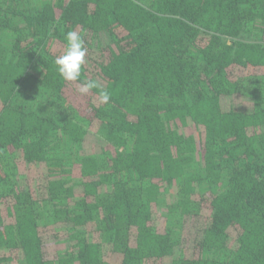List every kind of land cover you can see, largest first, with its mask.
I'll list each match as a JSON object with an SVG mask.
<instances>
[{
  "label": "trees",
  "instance_id": "trees-1",
  "mask_svg": "<svg viewBox=\"0 0 264 264\" xmlns=\"http://www.w3.org/2000/svg\"><path fill=\"white\" fill-rule=\"evenodd\" d=\"M0 264H264V0H0Z\"/></svg>",
  "mask_w": 264,
  "mask_h": 264
},
{
  "label": "clouds",
  "instance_id": "clouds-1",
  "mask_svg": "<svg viewBox=\"0 0 264 264\" xmlns=\"http://www.w3.org/2000/svg\"><path fill=\"white\" fill-rule=\"evenodd\" d=\"M66 49L56 57L54 63L57 66V71L63 80L68 82H76L80 80L82 67L85 63L87 49L84 47V38L82 33L75 30H69L65 34ZM100 89L98 93V103L107 105L110 102L111 93L102 88L95 80H84L76 91L80 95H88L91 90Z\"/></svg>",
  "mask_w": 264,
  "mask_h": 264
}]
</instances>
